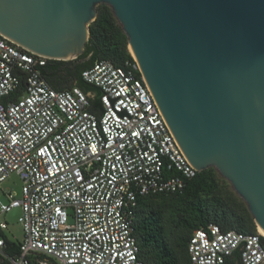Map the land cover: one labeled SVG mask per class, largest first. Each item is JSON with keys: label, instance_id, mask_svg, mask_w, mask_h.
<instances>
[{"label": "built area", "instance_id": "1", "mask_svg": "<svg viewBox=\"0 0 264 264\" xmlns=\"http://www.w3.org/2000/svg\"><path fill=\"white\" fill-rule=\"evenodd\" d=\"M47 59L0 35V185L12 173L21 195L0 203V264H143L134 232L139 197L182 194L199 173L162 117L131 55L81 73L98 89L58 92L43 78ZM25 82L21 96L10 95ZM19 209L23 240L5 254L2 216ZM9 240V239H7ZM264 264V236L195 230L190 264Z\"/></svg>", "mask_w": 264, "mask_h": 264}, {"label": "water", "instance_id": "2", "mask_svg": "<svg viewBox=\"0 0 264 264\" xmlns=\"http://www.w3.org/2000/svg\"><path fill=\"white\" fill-rule=\"evenodd\" d=\"M99 5L188 162L217 170L264 233V0H0V35L73 61Z\"/></svg>", "mask_w": 264, "mask_h": 264}, {"label": "trees", "instance_id": "3", "mask_svg": "<svg viewBox=\"0 0 264 264\" xmlns=\"http://www.w3.org/2000/svg\"><path fill=\"white\" fill-rule=\"evenodd\" d=\"M131 59L128 40L112 11L106 5L97 7V17L89 26L85 51L78 59L68 62L48 60L41 68L45 81L61 92L79 87L94 96L97 106L99 91L81 79V73L94 62L106 60L120 66ZM19 90L10 99L19 98ZM213 224L222 232L256 233L253 218L246 204L235 194L223 197L213 168L198 173L182 194L139 197L135 210L134 232L138 245V259L143 264H190L188 242L195 230ZM5 254H18V244L6 239ZM238 254L224 264H239Z\"/></svg>", "mask_w": 264, "mask_h": 264}, {"label": "rangeland", "instance_id": "4", "mask_svg": "<svg viewBox=\"0 0 264 264\" xmlns=\"http://www.w3.org/2000/svg\"><path fill=\"white\" fill-rule=\"evenodd\" d=\"M117 25L121 27L118 21ZM213 173L218 182L219 193L223 197L235 194L231 185L221 177L217 170L213 169ZM21 187L22 182L19 177L15 173L10 174L0 185V203L7 202L6 195L8 193H14L20 197ZM20 216L21 211L19 209H13L2 216V220L7 224V229L3 232V234L7 239H9V241L15 244L21 243L23 240V231L18 223Z\"/></svg>", "mask_w": 264, "mask_h": 264}, {"label": "bare ground", "instance_id": "5", "mask_svg": "<svg viewBox=\"0 0 264 264\" xmlns=\"http://www.w3.org/2000/svg\"><path fill=\"white\" fill-rule=\"evenodd\" d=\"M257 232L264 236V233L261 231V229L257 228Z\"/></svg>", "mask_w": 264, "mask_h": 264}]
</instances>
